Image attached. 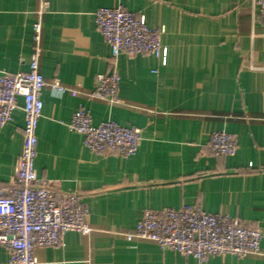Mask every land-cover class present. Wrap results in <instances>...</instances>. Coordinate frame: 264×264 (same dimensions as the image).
Segmentation results:
<instances>
[{"label": "crops", "instance_id": "0c3cea01", "mask_svg": "<svg viewBox=\"0 0 264 264\" xmlns=\"http://www.w3.org/2000/svg\"><path fill=\"white\" fill-rule=\"evenodd\" d=\"M39 71L46 82L88 93L110 70L111 50L94 13L122 7L163 29L165 62L121 54L117 95L108 105L47 87L36 129L34 170L88 210V235L66 233L62 245L34 250L37 264H264L259 257H193L146 241L127 242L145 211L196 206L239 219L264 235V27L252 0H45ZM40 0H0V72L28 71L32 24ZM250 65L252 68H250ZM0 127V187L13 175L23 147L22 100ZM94 125L112 121L140 131L135 155L93 154L67 125L79 108ZM236 139L233 156L208 150L213 132ZM264 247V238L261 241ZM9 250L0 245V264Z\"/></svg>", "mask_w": 264, "mask_h": 264}, {"label": "built area", "instance_id": "2783aa9c", "mask_svg": "<svg viewBox=\"0 0 264 264\" xmlns=\"http://www.w3.org/2000/svg\"><path fill=\"white\" fill-rule=\"evenodd\" d=\"M252 4L264 27V0H252ZM47 5V1L40 0L32 24L33 50L28 71L0 72V127L12 121L18 99L22 100L24 115L22 151L7 185L0 187V245L9 250L6 264H37L36 248L60 246L63 236L69 232L88 235L93 231L87 221L88 210L78 193L63 192L56 185L36 177V129L43 108V89L47 87L60 96L83 94L108 105L122 104L116 97L120 81L117 57L121 54L152 55L165 62L167 55L160 40L163 29L148 27L144 16L122 7L100 8L94 13V22L110 47V70L96 76L94 89L88 93L65 87L58 79L46 82L39 71V58L42 16ZM67 127L81 135L86 149L97 155L132 157L141 140L136 128L122 127L112 121L94 125L90 113L82 107L72 114ZM207 147L217 157H230L236 153L237 143L233 135L217 131L210 135ZM111 234L127 242H151L162 250L193 257L200 263L212 256L226 255L264 259L261 246L264 235L260 231L239 219L209 214L190 205L179 209L145 210L131 231H111Z\"/></svg>", "mask_w": 264, "mask_h": 264}]
</instances>
